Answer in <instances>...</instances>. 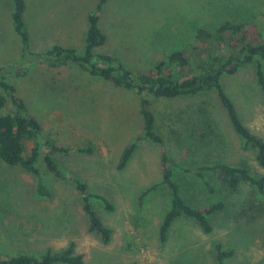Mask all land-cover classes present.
Returning <instances> with one entry per match:
<instances>
[{
	"label": "rangeland",
	"instance_id": "1",
	"mask_svg": "<svg viewBox=\"0 0 264 264\" xmlns=\"http://www.w3.org/2000/svg\"><path fill=\"white\" fill-rule=\"evenodd\" d=\"M25 2L24 20L33 50L57 43L82 52L86 15L97 0ZM12 11V0H0V68L21 59ZM247 19L264 34V0H108L100 15L107 41L98 51L146 69L168 52L182 48L199 28ZM61 68H34L22 79L11 75L7 79L46 133L60 145H90L92 152L66 156V180L49 179L50 193L45 198L36 196L30 174L0 161V258L18 253L38 256L72 244L75 254L82 256V264H216L213 252L220 245L224 251H232L224 264H260L264 260V196L248 184L231 194L208 176L212 191L203 188L192 172L184 171L182 151L169 141L163 149L175 162L173 178L183 197L196 207L222 201L226 208L209 219L211 233H203L194 220L180 216L161 241L159 227L171 194L162 183L160 147L146 139L137 140L143 134L138 97L80 71ZM54 75L58 85L48 82ZM223 84L245 125L264 138V98L253 69L226 78ZM202 100L220 118L219 126L229 139L225 161L244 159L253 172L264 175L253 153L244 150L231 132L213 93L160 102L156 110H183L193 105L185 110L192 114ZM132 143L133 154L118 169L122 150ZM220 154L225 157L224 151ZM75 178L87 185L89 203L110 231L107 243L88 230L81 197L73 186ZM151 187L155 188L144 194Z\"/></svg>",
	"mask_w": 264,
	"mask_h": 264
},
{
	"label": "trees",
	"instance_id": "2",
	"mask_svg": "<svg viewBox=\"0 0 264 264\" xmlns=\"http://www.w3.org/2000/svg\"><path fill=\"white\" fill-rule=\"evenodd\" d=\"M12 1L11 18L13 30L21 43V59L19 63L9 62L0 68V161L30 174L35 181L37 197L49 196V179L66 180L63 161L66 156L73 152L90 154L92 148L90 145L88 148L60 145L29 112L27 103L7 76L17 80L30 75L34 68L56 70L61 67L80 71L111 88L131 91L138 97L143 134L137 140L146 139L160 147L162 183L171 194L170 207L159 227L161 241H165L172 222L180 216L194 220L203 233H211L213 226L209 219L226 208L222 201L196 207L183 197L173 178L175 162L163 149L167 141L182 151L184 171L192 172L203 188L212 191L210 180L213 178L231 194L236 193L242 184H248L264 196V175L253 172L244 159L236 163L225 161L229 139L219 126L220 118L213 109V112L209 110L207 101H200V106L196 110L193 108L192 114L185 110L193 105L183 110H156L160 102L196 99L213 93L240 146L252 152L256 164L264 169V138L245 125L234 99L223 84L226 78L252 68L256 86L264 98V34L254 21H225L212 29L199 28L182 48L168 52L149 68L139 69L98 51L107 41L100 27V15L108 0H97L93 10L87 13L82 52L57 43L41 51L33 50L24 20L26 2ZM56 79L54 75L48 82L58 85ZM134 149L132 143L122 150L118 169L124 167ZM220 151L225 152L224 158ZM72 182L81 197L88 230L107 243L110 231L90 205L87 185L77 178ZM154 188L147 189L144 194ZM213 257L216 264H224L225 259L232 257V251H224L216 245ZM0 264H82V256L75 254L74 246L70 244L58 252L47 250L38 256L18 253L0 258ZM260 264H264V260Z\"/></svg>",
	"mask_w": 264,
	"mask_h": 264
}]
</instances>
